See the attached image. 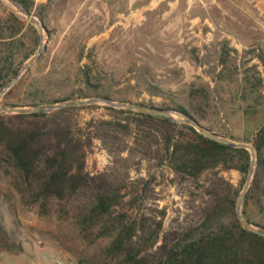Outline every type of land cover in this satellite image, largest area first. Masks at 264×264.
<instances>
[{"label":"rangeland","instance_id":"374dc122","mask_svg":"<svg viewBox=\"0 0 264 264\" xmlns=\"http://www.w3.org/2000/svg\"><path fill=\"white\" fill-rule=\"evenodd\" d=\"M26 2L47 28L46 49L0 105L29 101L31 92L77 98L86 86L82 69L89 66L100 78L95 83L114 99L171 109L184 105L203 125L235 141L254 143L264 126V0ZM16 13L0 0V54L13 53V67L21 69L36 54L40 33ZM150 84L162 91L148 90ZM105 106H78L77 118L81 127L101 119L134 124L122 136L126 143L95 139L87 158L90 172L110 178L112 213L95 214L87 198L43 210L22 180L0 171V264H47L58 252L73 264H130L128 243L139 255L149 254L167 231H185L203 219L213 171L180 180L166 157L149 155L135 142L133 114ZM179 129L185 140L196 136ZM218 168L241 192L248 172ZM260 202L254 193L246 209L252 220L264 223Z\"/></svg>","mask_w":264,"mask_h":264},{"label":"trees","instance_id":"16d2710c","mask_svg":"<svg viewBox=\"0 0 264 264\" xmlns=\"http://www.w3.org/2000/svg\"><path fill=\"white\" fill-rule=\"evenodd\" d=\"M16 1L31 12L26 0ZM14 56L13 53L0 54V91L20 70L19 66L13 67ZM81 75L86 86L77 97L114 98L103 85L95 83L100 78L89 66L82 69ZM147 89L162 91L153 84L148 85ZM11 92L12 89L5 98ZM191 96L196 98L197 90L192 89ZM27 99L29 101L14 105L29 106L70 98H50L31 92ZM139 103L171 109L167 105ZM105 107L115 112L133 114L137 119L139 133L135 142L143 145L149 155L166 157L180 180L199 178L209 170L215 175L206 188L210 200L203 210L200 223L185 231H167L156 251L149 254L139 255V252L134 251L133 244L128 243L125 255L130 264H264V236L241 226L236 213L240 190L219 175L221 168L218 167L223 164L239 168L245 176L250 165L247 149L219 143L186 123L180 124L165 117L127 109ZM78 108L72 106L50 113H0V171L22 180L29 196L43 210L50 209L55 202L83 201L87 198L88 201L84 203H90L95 214H111L114 198L110 178L106 173L90 172L87 169V158L95 139L114 143L123 141L122 136L132 133L135 127L130 120L124 122L107 119L92 120L87 127H81L77 118ZM173 109L194 116L184 105H177ZM185 127L196 136L185 140L183 130L179 129ZM254 144L258 149L257 169L243 211L251 222L264 226V223L252 220L246 209L248 197L252 194L257 193L260 203L264 200V126L259 130ZM125 150L126 146L122 148V151ZM238 156L243 159L242 164H237Z\"/></svg>","mask_w":264,"mask_h":264},{"label":"water","instance_id":"95a60500","mask_svg":"<svg viewBox=\"0 0 264 264\" xmlns=\"http://www.w3.org/2000/svg\"><path fill=\"white\" fill-rule=\"evenodd\" d=\"M4 2L13 10L17 11V16L28 20L31 24L35 25L40 33V45L35 55H33L30 59H28L17 75L13 77L1 90L0 98L5 96L8 91L22 78V76L29 70V68L39 59V57L43 54L46 49L45 44V35L47 34V28L43 21L38 19L35 15H33L24 5L16 0H4ZM93 104H101L110 106L117 109H127L132 110L139 113H145L152 116L165 117L170 121L176 123H187L194 126L197 131L209 137L219 143L227 144L229 146L235 148H244L250 151L251 160L248 169V174L246 178V182L238 196L236 202V213L239 219L241 226L249 231L257 233L259 235L264 236V226L257 225L251 222L243 211L244 201L249 191V188L252 185L254 180L256 169H257V161H258V149L254 143L251 142H239L235 141L231 138L225 137L223 135L218 134L217 132L210 130L208 127L203 125L195 116L187 115L181 113L175 109H164L158 107H152L149 105H144L135 101H124V100H116L114 98L106 97V96H89V97H77L71 98L64 101L58 102H49L37 105H29V106H2L0 105V113L3 114H15V113H50L58 109L72 107V106H85V105H93Z\"/></svg>","mask_w":264,"mask_h":264},{"label":"built area","instance_id":"2783aa9c","mask_svg":"<svg viewBox=\"0 0 264 264\" xmlns=\"http://www.w3.org/2000/svg\"><path fill=\"white\" fill-rule=\"evenodd\" d=\"M42 240L39 241V245L43 246ZM47 264H73L71 257L65 252H58L53 255L51 261Z\"/></svg>","mask_w":264,"mask_h":264}]
</instances>
